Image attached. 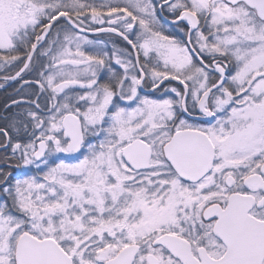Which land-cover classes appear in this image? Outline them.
Instances as JSON below:
<instances>
[{
	"label": "snow or ice",
	"instance_id": "6c2138e0",
	"mask_svg": "<svg viewBox=\"0 0 264 264\" xmlns=\"http://www.w3.org/2000/svg\"><path fill=\"white\" fill-rule=\"evenodd\" d=\"M0 70V264H264V0H0Z\"/></svg>",
	"mask_w": 264,
	"mask_h": 264
},
{
	"label": "flooded vegetation",
	"instance_id": "af4514ba",
	"mask_svg": "<svg viewBox=\"0 0 264 264\" xmlns=\"http://www.w3.org/2000/svg\"><path fill=\"white\" fill-rule=\"evenodd\" d=\"M166 27H169L170 31H177L176 27L166 25ZM179 28L185 27L184 24H180L178 26ZM171 34H174L173 32H170ZM8 74L7 71L0 72V77H3L4 75ZM25 79H28V76H25ZM0 85H3V87H0V116L6 115L4 112V105L6 102L9 101L10 98H17V92L16 90L19 88V83L17 81H10L8 83H5L2 79H0ZM4 121L0 119V126H3ZM2 155V154H0ZM0 165H3V160H0ZM18 174V173H14Z\"/></svg>",
	"mask_w": 264,
	"mask_h": 264
},
{
	"label": "rangeland",
	"instance_id": "374dc122",
	"mask_svg": "<svg viewBox=\"0 0 264 264\" xmlns=\"http://www.w3.org/2000/svg\"><path fill=\"white\" fill-rule=\"evenodd\" d=\"M170 32H173L174 34H176V35H178V36H180V34H179V32L178 31H170ZM95 38H98V39H108L107 37H105V36H97V37H95ZM94 38V39H95ZM180 38H183L182 36H180ZM14 70L15 69H13L12 71L14 72ZM6 70H0V72H5ZM31 77L30 76H28V79H30Z\"/></svg>",
	"mask_w": 264,
	"mask_h": 264
},
{
	"label": "trees",
	"instance_id": "16d2710c",
	"mask_svg": "<svg viewBox=\"0 0 264 264\" xmlns=\"http://www.w3.org/2000/svg\"><path fill=\"white\" fill-rule=\"evenodd\" d=\"M100 36H103V35H100ZM93 38H95V37H93ZM176 83H174V85H175Z\"/></svg>",
	"mask_w": 264,
	"mask_h": 264
},
{
	"label": "water",
	"instance_id": "95a60500",
	"mask_svg": "<svg viewBox=\"0 0 264 264\" xmlns=\"http://www.w3.org/2000/svg\"><path fill=\"white\" fill-rule=\"evenodd\" d=\"M174 83H177V82H174Z\"/></svg>",
	"mask_w": 264,
	"mask_h": 264
}]
</instances>
